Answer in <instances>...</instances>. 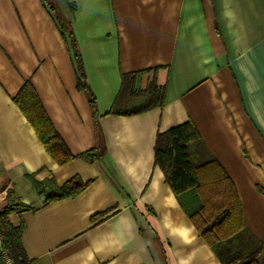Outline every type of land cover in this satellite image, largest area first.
<instances>
[{
    "label": "crops",
    "instance_id": "crops-1",
    "mask_svg": "<svg viewBox=\"0 0 264 264\" xmlns=\"http://www.w3.org/2000/svg\"><path fill=\"white\" fill-rule=\"evenodd\" d=\"M63 1L85 90L45 1L0 0V213L16 206L8 220L29 264H222L155 163L158 133L186 122L264 244V0ZM128 76L136 90L155 83L162 104L110 113ZM27 82L68 163L14 102ZM49 179L84 187L49 201L34 186Z\"/></svg>",
    "mask_w": 264,
    "mask_h": 264
},
{
    "label": "trees",
    "instance_id": "trees-1",
    "mask_svg": "<svg viewBox=\"0 0 264 264\" xmlns=\"http://www.w3.org/2000/svg\"><path fill=\"white\" fill-rule=\"evenodd\" d=\"M44 1L55 14L57 27L72 50L79 74V88L85 90L82 60L74 40L71 21L64 19L55 0ZM70 12L73 13V7ZM16 95L14 102L35 127L52 159L60 165L73 160L75 156L56 132L32 83L27 82ZM90 100L95 111V100L91 94ZM161 101L162 89L155 83L143 91L136 90L135 82L130 76L128 81L124 80L122 92L113 103L110 113L134 114L158 107L162 104ZM200 138L198 129L192 122L159 132L155 141V163L164 172L165 181L171 186L173 194L197 227L200 236L206 240L222 264H261L259 255L264 251V244L248 230L236 186L219 162L208 153ZM93 154L87 152L82 157L91 160ZM34 183L40 194L47 193L49 201L75 196L84 187V184H77L76 180L63 185H58L53 179ZM15 207L12 205L0 213V232L4 236L13 264H29L20 239L23 229L12 226L8 220L9 212Z\"/></svg>",
    "mask_w": 264,
    "mask_h": 264
},
{
    "label": "built area",
    "instance_id": "built-area-1",
    "mask_svg": "<svg viewBox=\"0 0 264 264\" xmlns=\"http://www.w3.org/2000/svg\"><path fill=\"white\" fill-rule=\"evenodd\" d=\"M0 264H13L9 250L6 247L3 234L0 232Z\"/></svg>",
    "mask_w": 264,
    "mask_h": 264
},
{
    "label": "rangeland",
    "instance_id": "rangeland-1",
    "mask_svg": "<svg viewBox=\"0 0 264 264\" xmlns=\"http://www.w3.org/2000/svg\"><path fill=\"white\" fill-rule=\"evenodd\" d=\"M55 1L59 5V10H60L61 14H63L64 19L66 21H69L70 20V16H69L68 13L70 11V5L68 3L65 4V2L63 0H55Z\"/></svg>",
    "mask_w": 264,
    "mask_h": 264
}]
</instances>
